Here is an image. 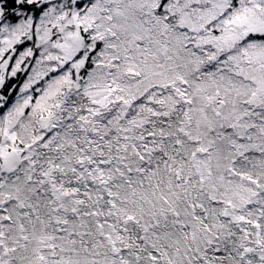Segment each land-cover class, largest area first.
Wrapping results in <instances>:
<instances>
[{
	"label": "snow or ice",
	"instance_id": "obj_1",
	"mask_svg": "<svg viewBox=\"0 0 264 264\" xmlns=\"http://www.w3.org/2000/svg\"><path fill=\"white\" fill-rule=\"evenodd\" d=\"M0 264H264V0H0Z\"/></svg>",
	"mask_w": 264,
	"mask_h": 264
}]
</instances>
